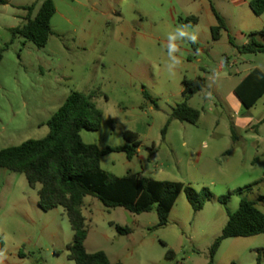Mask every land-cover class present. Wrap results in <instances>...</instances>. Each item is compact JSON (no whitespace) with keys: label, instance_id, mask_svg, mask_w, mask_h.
Instances as JSON below:
<instances>
[{"label":"rangeland","instance_id":"rangeland-1","mask_svg":"<svg viewBox=\"0 0 264 264\" xmlns=\"http://www.w3.org/2000/svg\"><path fill=\"white\" fill-rule=\"evenodd\" d=\"M52 1V33L43 47L23 43L22 36L12 39L7 29L25 22V7L34 2L33 15L42 0L0 4V149L44 137L50 130L47 120L71 91H94L91 99L103 118L98 129L80 130L82 140L101 148L121 145L127 129L140 140L132 159L122 151L103 155V169L206 187L210 197L195 211L181 191L167 223L157 225L155 209L133 213L86 195V250H103L111 263L209 264L227 211L237 209L242 196L264 212V122L258 123L264 117V94L248 109L232 103L237 81L254 66L264 71L263 52L237 49L248 33L264 28V12L255 14L250 0ZM211 6L226 24L216 39L210 27L218 20ZM190 15L196 23L183 24ZM178 29L196 39L170 42ZM170 43L177 48L172 57ZM197 76L206 78V86L188 103L200 111L198 121L171 118V108L183 99V78ZM12 172L0 209V264H75L68 257L73 231L64 208L41 209L38 186ZM219 195H227L225 204ZM117 225L130 232H119ZM263 247L264 232L226 237L212 260L257 264Z\"/></svg>","mask_w":264,"mask_h":264},{"label":"trees","instance_id":"trees-1","mask_svg":"<svg viewBox=\"0 0 264 264\" xmlns=\"http://www.w3.org/2000/svg\"><path fill=\"white\" fill-rule=\"evenodd\" d=\"M6 3L7 0H0V4ZM35 6L33 2L25 7V22L7 29L12 34V39L22 36L23 43L29 40L37 47H43L52 33L50 19L55 12V5L52 0H42L32 15ZM249 6L257 15L264 12V0H250ZM214 13L218 23L211 26L210 30L212 37L216 39L220 31L226 29V24L216 11ZM196 21L197 17L190 15L182 23ZM237 49L241 53H264V28L248 33L247 41ZM3 50L4 48L0 49V60ZM182 84L183 99L171 108L170 117L194 124L199 119L200 111L192 107L188 100L206 86V78H183ZM232 91L244 108L252 107L264 94V72L258 67H252L233 86ZM93 94L94 91L89 95L71 91L47 120L50 128L48 134L0 149V166L23 173L31 187L38 186L37 203L41 209L48 210L56 206L64 208L73 231L72 241L68 245V257L75 264H122L111 263L103 250H86L84 240L87 229L82 211L86 195L97 197L106 207L121 206L133 213L155 209L158 215L157 225H164L181 191L185 192L195 211L210 197V191L206 187L195 189L182 181L158 180L138 173L118 176L103 169L100 165L103 155L122 151L128 159H132L138 152L140 140L137 132L127 129L123 131L126 141L124 144L101 148L93 143H85L80 130L98 129L103 118L101 109L91 99ZM144 96L149 98L146 91ZM233 191L239 192L241 188ZM217 199L225 204L227 195H219ZM227 214L228 219L222 232L211 247L209 264H214L212 258L222 239L264 232V212L254 200L246 196L241 197L237 209L228 210ZM117 229L125 234L130 232L126 226L117 225ZM3 245L0 235V249ZM167 253L171 254V250ZM257 264H264V247L257 254Z\"/></svg>","mask_w":264,"mask_h":264},{"label":"crops","instance_id":"crops-1","mask_svg":"<svg viewBox=\"0 0 264 264\" xmlns=\"http://www.w3.org/2000/svg\"><path fill=\"white\" fill-rule=\"evenodd\" d=\"M211 9L213 10V12L215 11L214 10V8L211 6ZM215 14V13H214ZM9 27H11V26H9ZM8 28V27H7ZM195 51H196V49H194ZM259 68V67H258ZM251 69V68H250ZM260 69V68H259ZM262 70V69H261ZM249 71V70H248ZM247 71V72H248ZM263 71V70H262ZM246 72V73H247ZM264 72V71H263ZM245 73V74H246ZM244 74V75H245ZM243 75V76H244ZM242 76V77H243ZM241 77V78H242ZM240 78V79H241ZM239 79V80H240ZM238 80V81H239ZM237 81V82H238ZM232 103H233V105H234V107L236 108V109H238V108H240V106H241V103H240V101L238 100V98L235 100L234 98H232ZM261 122H264V117H262L259 121H258V123L260 124ZM250 123L251 122H248V125H250ZM241 124L244 126L245 124H246V121H241ZM258 124V125H259ZM13 172L12 171H10V170H8V169H6V168H4V167H1L0 166V209H1V206L5 203V201L7 200V196L9 195V193H10V189H9V187H8V182H11L12 181V179H13V174H12ZM7 187V189H5ZM12 211H14V208H12Z\"/></svg>","mask_w":264,"mask_h":264},{"label":"clouds","instance_id":"clouds-1","mask_svg":"<svg viewBox=\"0 0 264 264\" xmlns=\"http://www.w3.org/2000/svg\"><path fill=\"white\" fill-rule=\"evenodd\" d=\"M185 37L193 41L196 39L194 35L189 36V34L182 29H178L174 34L169 35L168 39L171 42V41H176L178 39L185 38ZM176 51H177L176 45L174 43H170L168 46L169 56L172 57L173 53H175Z\"/></svg>","mask_w":264,"mask_h":264}]
</instances>
